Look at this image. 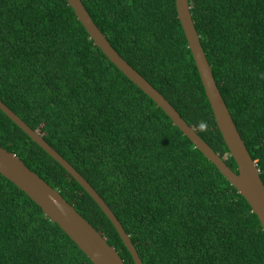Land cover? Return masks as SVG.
Returning <instances> with one entry per match:
<instances>
[{
	"label": "trees",
	"instance_id": "16d2710c",
	"mask_svg": "<svg viewBox=\"0 0 264 264\" xmlns=\"http://www.w3.org/2000/svg\"><path fill=\"white\" fill-rule=\"evenodd\" d=\"M118 53L236 172L175 0H82ZM212 73L264 183V0H189ZM0 99L105 200L143 264H264L245 198L98 48L67 0H0ZM0 145L135 264L89 193L0 109ZM0 264H93L0 173Z\"/></svg>",
	"mask_w": 264,
	"mask_h": 264
},
{
	"label": "water",
	"instance_id": "95a60500",
	"mask_svg": "<svg viewBox=\"0 0 264 264\" xmlns=\"http://www.w3.org/2000/svg\"><path fill=\"white\" fill-rule=\"evenodd\" d=\"M78 20L108 59L116 65L136 86L147 94L187 136L195 147L210 160L240 193L252 211L257 215L264 229V183L259 168L252 158L244 140L230 114L215 81L210 64L200 42L190 11L189 0H175L177 15L183 28L188 47L197 67L205 94L211 105L216 124L237 163V172L233 170L216 151L190 126L174 106L140 72L128 63L112 46L108 38L96 25L82 0H67ZM0 109L18 125L31 139L40 145L89 193L107 215L130 252L135 264H143L130 236L125 231L114 212L84 178L43 136L31 128L18 114L0 99ZM0 173L23 190L53 222L71 238L93 264H125L114 246L90 224L61 193L48 184L36 172L31 170L19 157L0 145Z\"/></svg>",
	"mask_w": 264,
	"mask_h": 264
}]
</instances>
